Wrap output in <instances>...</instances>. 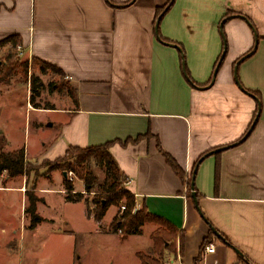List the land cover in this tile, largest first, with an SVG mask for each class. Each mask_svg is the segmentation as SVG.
<instances>
[{"label": "crops", "instance_id": "obj_1", "mask_svg": "<svg viewBox=\"0 0 264 264\" xmlns=\"http://www.w3.org/2000/svg\"><path fill=\"white\" fill-rule=\"evenodd\" d=\"M129 1L0 0V40L21 36L32 58L60 69L63 75L56 74L63 80L69 77L66 105L44 108L54 115L56 134L50 136L55 135L59 157L72 146L119 141L111 151L129 176L127 188L137 198V209L145 206L178 229L175 252H168L166 262L195 264L203 254L200 264H264V0H175L159 28L162 40L172 44L161 41L156 32L157 10L170 0H133L126 6ZM224 19L228 52L208 88L224 51ZM256 43L254 53L239 66V79L246 90L258 93L260 103L235 78L238 61ZM173 44L184 49L186 72L196 86L186 77L182 51ZM260 105L254 130L240 142ZM148 134L137 144L125 145ZM158 141L184 170L185 179L168 164ZM235 143L240 144L230 146ZM14 147L8 152L19 146ZM209 151L216 152L204 158L195 177L198 208L189 181L197 161ZM44 155L30 154L27 160H46ZM56 176L65 203H84L68 201L64 173L45 175L39 183H53ZM28 191L26 183L24 188L0 187V193H18L15 207L6 195L0 203V222L6 223L0 242L12 240L7 229L17 220L20 224L23 216L34 235L45 225L56 234L76 235L78 246L79 236L71 226L62 228L42 215L40 208L49 204L37 188L42 199L38 213L44 221L30 227ZM84 204L86 218L96 223L95 232L104 234L102 222ZM212 227L231 246L211 238ZM206 239L215 252L206 247L202 253ZM7 256L0 251V264ZM81 259L78 255L77 264Z\"/></svg>", "mask_w": 264, "mask_h": 264}, {"label": "rangeland", "instance_id": "obj_2", "mask_svg": "<svg viewBox=\"0 0 264 264\" xmlns=\"http://www.w3.org/2000/svg\"><path fill=\"white\" fill-rule=\"evenodd\" d=\"M22 47L21 51L19 48L13 49L11 44L0 48V66L6 62L10 53L16 54L18 60L29 63L28 76L16 75L9 83L0 85V129L3 130L0 131V154L14 150V146H19L18 149L26 146L29 159L30 154L37 155L45 152L44 156L50 160H41L36 157L37 159L29 162V172L24 176L8 178V173L4 172L0 179V187H20L22 184L24 188L26 183V189H32L34 184H37V191L46 197L49 204L47 207L40 208L42 215L57 220V225L62 228L71 226V230L79 236V243L76 246V235L56 234L45 225L39 228L38 236L34 235L28 229L27 219L25 223L22 216L20 224L17 220L14 227L7 229L12 240L9 243H7L8 240L0 242V251L8 253L7 259L1 264H77L78 255L82 257V264H142L138 252L157 257L152 253L151 236L159 225L148 223L143 227V234L122 239L121 234L110 232V224L119 213V208L113 206L102 221L104 234H97L96 223L86 218L84 204L87 203L88 207H93L92 201L95 196L93 193L84 194V203H65L64 192L59 190L61 183L59 176L55 177L53 183L46 181L39 183L51 169L48 164L54 163L61 154L58 152V147H53L55 135L50 136L56 134L54 115H48L44 108L47 106L63 108L66 105L67 91L64 88L68 78L63 80L52 69L47 71L40 69V65L26 52L25 46L22 45ZM32 77L39 79L35 87L31 81ZM50 122L53 123V127L49 126ZM93 170L99 177L100 183H104L107 176L105 169L94 164ZM56 172L63 173L54 171L53 176ZM67 177H71V174ZM74 182L77 192L85 191L84 186L83 190L79 188L84 185L83 181L75 178ZM5 195L9 196L7 198L11 202V208L15 207L14 203L18 202L16 201L18 193H0V203ZM22 208H25V203ZM3 226H6V223L0 222L1 235L5 232ZM65 229L68 230L69 227ZM0 240L3 241V238Z\"/></svg>", "mask_w": 264, "mask_h": 264}, {"label": "trees", "instance_id": "obj_3", "mask_svg": "<svg viewBox=\"0 0 264 264\" xmlns=\"http://www.w3.org/2000/svg\"><path fill=\"white\" fill-rule=\"evenodd\" d=\"M132 1L133 0H130L125 5H129L132 3ZM171 2L172 0H170L164 6L158 8L156 20H158L159 16L162 15L166 9L167 12L164 14V16L171 10L174 5V2ZM164 41L172 43V41L167 39H164ZM8 44H11L13 49H17L19 46L23 45L22 37L19 35H12L0 41V48ZM183 55H185L184 49H182V56ZM17 58L18 57L16 54L10 53L6 62L0 66V85L3 83H9L12 77L16 75H23L25 77L28 76V61H22L20 59L18 60ZM220 58L216 63V67L220 61ZM34 60L40 65V69L43 71L52 69L57 74L63 75L62 71L56 68L54 65L44 61H39L38 59ZM186 74H188L190 78L189 71H187ZM38 80L39 79L32 77L31 81L33 82L34 87ZM191 83L194 86L197 85V83L192 80ZM249 92L259 97L258 93L251 91ZM258 111L259 108L257 112ZM148 137H150V134L139 136L136 139H128L125 142V145L130 143L137 144L142 139ZM117 142L119 141H109L101 145L90 146L86 148L72 146L67 150L64 156L56 159L54 163L50 162L48 164L51 169L47 175L52 174L54 171H61L63 173L72 172L74 174V179L69 177H65L64 179V186L68 194V201L76 203L82 202L84 200L85 193H93L95 195L92 201L93 207H89V214L93 215L94 219L98 222H102L104 220L111 207H118L119 213L114 217L110 224V232L114 234H121L122 239L143 234V227L148 223H155L159 225V228L155 230L151 236L153 240V254L157 255V257H153V255H147L142 252L138 253V257L141 259L142 264H164L167 257V252H175V241L178 237V229L166 218L151 213L145 206H143L141 209H137L134 212V210L137 208V198L127 188L129 176H127L121 169L118 161L113 156L111 151L112 147ZM158 148L165 156L168 164L182 179H185L186 175L184 170L170 154L163 150L159 141ZM210 152L212 151L204 154L195 165L192 177L189 181V193L192 196V183L195 176V170L199 168L204 158L208 156ZM94 164L105 169L107 176L104 183H100L99 177L94 172ZM28 166L29 161L27 160L26 149L24 147L13 152H3L0 154V179L4 172L8 173V178H16L27 175L29 172ZM75 178H78L84 182V192L76 191L74 182ZM217 187H219L218 180ZM36 188L37 184H34L33 188L27 192L28 206L26 207V213L30 218L31 228H36L41 222L44 221V218L38 213V204L40 202V198L35 193ZM197 199L199 202V193L197 195ZM123 206L126 207L125 211H122ZM198 208H200L199 205ZM213 230L214 228L212 227V234L210 236L211 238L217 237ZM223 237L224 242L231 246L229 240L225 236ZM181 238L183 241V236ZM210 242V239H206L202 246V253ZM202 260L203 254H200V256L196 259L195 264H200Z\"/></svg>", "mask_w": 264, "mask_h": 264}, {"label": "water", "instance_id": "obj_4", "mask_svg": "<svg viewBox=\"0 0 264 264\" xmlns=\"http://www.w3.org/2000/svg\"><path fill=\"white\" fill-rule=\"evenodd\" d=\"M173 2H175V0H172L171 3H173ZM166 12H167V9L165 10V12H164L162 15L159 16V18H158V20H157V24H156V32H157L158 37L160 38L161 41H163L164 43L172 44V43H169V42H166V41L162 40V38H161V36H160V32H159L160 22H161V20H162L164 14H165ZM227 20H228V19H224V21L222 22V25H221L222 35H223V38H224V51H223V53H222V55H221V58H220V61H219L218 65H217V67H216V69H215V71H214V75H213L212 81H211L210 85L208 86V88L211 87L212 85H214V83H215V81H216V78H217V75H218V72H219V70H220V68H221V65H222L224 59L226 58V55H227V52H228V41H227V38H226V35H225V32H224V26H225ZM257 44H258V43H256V46H255V48H254L253 51H251L250 53H248L247 55H245L243 58H241V59L238 61L237 65H236V67H235V78H236V82H237L238 86H239L244 92L248 93L249 95H251V96L254 97L255 99L259 100L258 97H257L255 94L250 93L248 90H246V89L242 86V84H241V82H240V79H239V66H240V64H241L246 58L250 57V56L254 53V51H255L256 48H257ZM173 45L176 46L177 48H179V49L182 51V48H181L179 45H176V44H173ZM182 58H183V68H184V71H185V74H186V73H187V72H186V69H187V67H186V55H183ZM186 77L188 78V80L191 81V79L189 78L188 74H186ZM259 103H260V101H259ZM260 113H261V105H260V107H259V111H258L257 117H256V119H255V121H254V123H253L251 129H250V130L248 131V133H247V134L241 139L240 142L245 141V140L250 136V134H251L252 131L254 130V128H255V126H256L258 120H259ZM237 144H239V143H235L234 145H230V146H236ZM220 150H221V149H217L216 151H220ZM216 151H212V152H210L208 155L213 154V153L216 152ZM196 173H197V170H195V176H194L193 183H192V191H193V198H194V201H195L196 205L198 206V205H199V202H198V199H197V195H198V193H197L196 186H195V177H196ZM64 175H65V177H67V176H68V173L65 172ZM213 231H214V233L216 234V236H217L218 238L224 240V237H223V236H222V235H221L216 229H214ZM237 252H238L239 254L243 255V254L241 253V251L238 250V249H237Z\"/></svg>", "mask_w": 264, "mask_h": 264}, {"label": "built area", "instance_id": "obj_5", "mask_svg": "<svg viewBox=\"0 0 264 264\" xmlns=\"http://www.w3.org/2000/svg\"><path fill=\"white\" fill-rule=\"evenodd\" d=\"M19 48V50L21 51L22 50V46H19L18 47ZM68 79H69V77H67ZM69 174H71V177H69V178H71V179H74V174L72 173V172H70ZM68 174V175H69ZM125 209H126V207L125 206H123L122 207V211H125ZM137 210V208L134 210V212ZM206 251L207 252H209V253H213V252H215L216 251V247L214 246V245H209L207 248H206ZM164 264H177L175 261H168V262H165Z\"/></svg>", "mask_w": 264, "mask_h": 264}]
</instances>
